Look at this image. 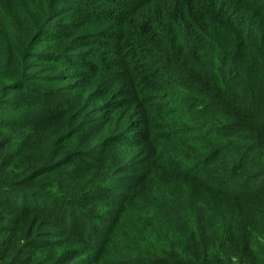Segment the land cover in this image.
<instances>
[{
  "label": "trees",
  "instance_id": "16d2710c",
  "mask_svg": "<svg viewBox=\"0 0 264 264\" xmlns=\"http://www.w3.org/2000/svg\"><path fill=\"white\" fill-rule=\"evenodd\" d=\"M0 188L81 262L264 264V0H0Z\"/></svg>",
  "mask_w": 264,
  "mask_h": 264
},
{
  "label": "rangeland",
  "instance_id": "374dc122",
  "mask_svg": "<svg viewBox=\"0 0 264 264\" xmlns=\"http://www.w3.org/2000/svg\"><path fill=\"white\" fill-rule=\"evenodd\" d=\"M214 144L217 143L214 142ZM100 165L101 166L99 168H96L92 172L93 175L99 176V174L97 173L98 171L99 173L103 170L105 171V162H102ZM160 172V168H157V170H155L156 177L151 180L152 182L156 181L159 178ZM90 177L91 176H86L85 179H83L84 182L87 181V179ZM241 177L242 176H240V179ZM2 190L3 189L0 188V193H2ZM191 193L192 198L190 199L192 201L199 198L195 194L197 192H194L192 190ZM11 196L12 194L5 195L6 199L3 201V203L7 204L8 202H10ZM42 198L45 199V195L42 196ZM20 199L27 200L29 202L28 204H31V206L36 205L34 200L30 202V200L25 198V196H21ZM182 203L183 206H185V204H187V200L183 201ZM207 204L208 202L199 200H197L194 204L192 202V206L189 208L187 207L186 215L189 218H197L199 216H203V212ZM144 205L150 206V203L147 202L144 203ZM149 208L150 207H145V209H143L142 211L143 216L147 219L137 224L139 225L140 229L139 232L136 233L135 240L137 246H139L141 250H145L147 247L148 241H146V243L143 242V240L149 238L146 235L150 236L154 233H157L158 231V216L155 213V209L149 210ZM23 210L27 211V208H23ZM240 218H243V215ZM76 221L77 220H74L73 222ZM39 223L43 224V221L25 219V217L15 218L13 220L12 215H10V206L0 205V264H13V261L17 257L31 258L29 264H53L58 261L59 257H61L62 255H66V257L73 256L72 263L69 264H89L88 260L81 262L82 255H75L77 253H74V251L72 250L73 248L78 250V248L81 247V245L79 244L70 245V251H68L69 249H67L66 246L60 249H51V247L53 246V233L55 232V229L53 227H46L44 229L43 227H39ZM37 228H39L40 230H38ZM42 232H44V235H42ZM263 241L264 240H262V242ZM28 245H30L29 250H34V254L22 253V251L25 250V247ZM137 258H139V256L135 253L122 252V254L120 256H117V258L115 259L117 260L115 264H125L129 259L135 260ZM63 259L65 261L64 257Z\"/></svg>",
  "mask_w": 264,
  "mask_h": 264
}]
</instances>
